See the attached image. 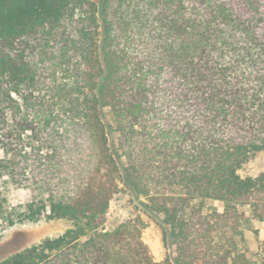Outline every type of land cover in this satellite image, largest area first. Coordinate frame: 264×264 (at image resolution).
<instances>
[{
	"label": "trees",
	"instance_id": "1",
	"mask_svg": "<svg viewBox=\"0 0 264 264\" xmlns=\"http://www.w3.org/2000/svg\"><path fill=\"white\" fill-rule=\"evenodd\" d=\"M255 152L264 0H0V185L47 195L0 192V222H71L0 264H251L239 207L264 222V172L238 170ZM118 180L174 257L155 260L140 217L103 228Z\"/></svg>",
	"mask_w": 264,
	"mask_h": 264
},
{
	"label": "rangeland",
	"instance_id": "2",
	"mask_svg": "<svg viewBox=\"0 0 264 264\" xmlns=\"http://www.w3.org/2000/svg\"><path fill=\"white\" fill-rule=\"evenodd\" d=\"M103 120L107 125H113L108 110H102ZM116 134L110 135V147L113 148ZM124 159L120 160V167ZM264 172V152H255L243 163L238 173L242 178L255 177ZM1 184V181H0ZM120 192L110 202L109 209L104 218L103 228L113 230L123 222L140 217L146 224L143 230V241L149 246L155 260L159 263L169 257H174V247L168 242L164 246L162 241L161 220L162 216L149 212L145 207L146 199L136 197L124 184L118 180ZM0 185V192L7 199L8 204L15 206L19 203L44 200L47 195L39 187H16L9 185L4 189ZM202 203L205 211H222L228 203L205 199L193 201L192 205ZM240 211L247 215L242 223V236L238 238V247L249 258L251 264H264V222L253 219L251 206H241ZM1 221V220H0ZM71 227V222L66 219L46 220L38 222L17 223L11 227H4L0 222V262L11 255L40 243L46 238H54L64 233Z\"/></svg>",
	"mask_w": 264,
	"mask_h": 264
}]
</instances>
